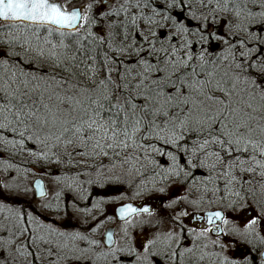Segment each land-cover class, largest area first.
<instances>
[{
    "label": "snow or ice",
    "instance_id": "obj_1",
    "mask_svg": "<svg viewBox=\"0 0 264 264\" xmlns=\"http://www.w3.org/2000/svg\"><path fill=\"white\" fill-rule=\"evenodd\" d=\"M0 264H264V0H0Z\"/></svg>",
    "mask_w": 264,
    "mask_h": 264
},
{
    "label": "rangeland",
    "instance_id": "obj_2",
    "mask_svg": "<svg viewBox=\"0 0 264 264\" xmlns=\"http://www.w3.org/2000/svg\"><path fill=\"white\" fill-rule=\"evenodd\" d=\"M35 178H42V180L44 181V183H45V188H46V192L48 193V196H47V198L49 199V200H51V197L53 196V192L50 190V181H47V179L44 177V176H42L41 174H38L37 176H35L34 177V179ZM34 179H32V180H30V183L28 184V186L30 187V188H32L31 187V185H32V181L34 180ZM113 191L112 190H110L109 192H108V194H111ZM118 194V193H117ZM121 194V193H120ZM17 201H18V204L20 205V206H26L25 204L26 203H30L31 204V208H32V210L33 211H35V212H37V213H39L41 216H44V217H47V219H49V220H52V219H56V221H57V223H62V221H60L56 216H54V215H51L50 213L48 214V213H45L44 211H42L40 208H39V204L41 203V201L39 200V199H33L32 198V193L31 192H29V194L28 195H20V196H18V197H16L15 198ZM109 209H112L111 207H109ZM71 223H74V224H79V221H73V222H71Z\"/></svg>",
    "mask_w": 264,
    "mask_h": 264
},
{
    "label": "trees",
    "instance_id": "obj_3",
    "mask_svg": "<svg viewBox=\"0 0 264 264\" xmlns=\"http://www.w3.org/2000/svg\"><path fill=\"white\" fill-rule=\"evenodd\" d=\"M48 169H45V171H47ZM14 174V173H13ZM42 176H44L46 179H47V181H50L51 182V178L49 177V176H46V175H43V174H41ZM37 176V175H36ZM34 177L35 176H30L29 177V181L30 180H32V179H34ZM113 192L111 193V194H108L109 196H114V195H120V192H118V191H115V190H112ZM118 193V194H117ZM67 195H71L70 193H68ZM51 199H52V197H51ZM53 202V205H55V201H52ZM26 206L25 207H28V208H31V204L30 203H26L25 204ZM112 209H107V212H108V214H112ZM45 213H48L49 214V212H45ZM51 215H54L55 216V213L54 212H52V213H50Z\"/></svg>",
    "mask_w": 264,
    "mask_h": 264
},
{
    "label": "water",
    "instance_id": "obj_4",
    "mask_svg": "<svg viewBox=\"0 0 264 264\" xmlns=\"http://www.w3.org/2000/svg\"><path fill=\"white\" fill-rule=\"evenodd\" d=\"M37 179L43 181L41 178H36L35 180H37ZM35 180H34V181H35ZM34 181H32V182H34ZM43 183H44V181H43ZM44 187H45V184H44ZM32 188H34V183H32ZM45 191H46V189H45ZM36 199H39V198H36Z\"/></svg>",
    "mask_w": 264,
    "mask_h": 264
},
{
    "label": "flooded vegetation",
    "instance_id": "obj_5",
    "mask_svg": "<svg viewBox=\"0 0 264 264\" xmlns=\"http://www.w3.org/2000/svg\"><path fill=\"white\" fill-rule=\"evenodd\" d=\"M18 206H20L19 204H18ZM25 207V206H24ZM30 210H32V208H29Z\"/></svg>",
    "mask_w": 264,
    "mask_h": 264
}]
</instances>
